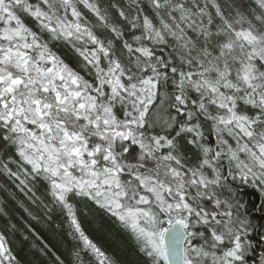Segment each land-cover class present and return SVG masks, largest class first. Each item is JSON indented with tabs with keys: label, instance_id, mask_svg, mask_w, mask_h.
I'll list each match as a JSON object with an SVG mask.
<instances>
[{
	"label": "snow or ice",
	"instance_id": "1",
	"mask_svg": "<svg viewBox=\"0 0 264 264\" xmlns=\"http://www.w3.org/2000/svg\"><path fill=\"white\" fill-rule=\"evenodd\" d=\"M82 2L106 20L94 4ZM153 3L165 10L163 16L157 11L160 27L147 16L142 25L133 22L132 27H142L153 43H166V36L182 41L186 63L195 70L172 67L151 48L128 42L123 47L131 67L125 65L114 58L112 42L106 45L93 33L73 0H43L47 10L28 0H0V139L14 145L31 166V172L23 169L26 177L49 182L54 203L67 210L79 239L99 264L111 262L81 230L70 194L87 198L129 230L145 264H248L254 249L248 238L247 202L227 183L220 161L227 157L228 175L244 183L251 177L264 195V0H259L258 15L224 16L216 6L220 24L198 4ZM24 13L52 38L72 43L84 66L95 69L98 83H89L53 54L25 24ZM119 15L125 17L123 11ZM186 29L197 33L196 41ZM111 31L122 35L117 27ZM134 39L141 41L140 36ZM101 55L108 61L107 70L100 67ZM169 82L175 92L170 106L181 115L197 105L214 122L217 148L200 143V124L188 123L194 116L191 110L188 121L181 123L175 116L165 121L167 134L148 131L149 106L165 102L160 89ZM117 104L123 119L113 111ZM213 107L216 114L209 111ZM225 132L235 146L223 138ZM185 133H194L187 143L203 157L197 156L192 167L178 151V138ZM130 156L137 162H127ZM221 189H227L228 198H220ZM254 207L264 210V202ZM260 227L259 242L264 244V225ZM0 264H18L2 235Z\"/></svg>",
	"mask_w": 264,
	"mask_h": 264
},
{
	"label": "trees",
	"instance_id": "2",
	"mask_svg": "<svg viewBox=\"0 0 264 264\" xmlns=\"http://www.w3.org/2000/svg\"><path fill=\"white\" fill-rule=\"evenodd\" d=\"M28 2L47 10V5L43 4V0H28ZM88 2L100 10V13L106 18L105 21L100 20L95 12L84 5L82 0H73L77 10L82 13L83 20L87 22L93 33L106 45L108 41H111L114 58L120 59L125 65H128L129 54L123 45L128 42L133 47L147 46L151 48L154 50L155 56L169 62L172 67L182 65L184 71L195 70L186 63L189 57L181 47L182 41L172 36H166V43H153L143 36L142 27H132L133 22L142 25L145 16L157 28L160 27V16L157 15V11L163 16L165 10H157L153 0H88ZM173 2H182L187 7L198 4L199 7L204 8L206 15H212L216 24L221 22L220 16L216 15V6H219L224 16H235L237 12H241L245 16H248V13L258 15L261 10L259 0H173ZM160 3H164V0H160ZM120 11L125 13L126 18L119 15ZM193 11H199V9L194 8ZM173 14L176 15V13ZM69 18H71L70 11ZM22 19L28 27L41 36L43 41L47 42L48 48L60 60L78 72L89 83H98L95 80V69L92 66H84L83 58L75 51L72 43L65 39L52 38L50 33L41 30L39 21L27 13L22 14ZM112 27H117L122 35L117 36L116 33H113ZM186 35L193 41L198 38L197 33L190 29H186ZM137 36L141 37V41L137 42L134 39ZM192 55L196 56V53L193 52ZM101 61L100 67L107 70V59L101 55ZM128 66L131 67V65ZM176 79L178 80V76ZM104 91L110 92V87L105 86ZM166 91L170 97L173 96L175 94L174 85L169 82L160 89L161 93ZM189 96L191 99L197 98L194 91H190ZM171 103V100L167 101L169 110L175 113L177 121L181 123L188 121L187 110L193 111V119L188 123L193 125L199 123L200 131L203 133L200 143L214 148L218 138L213 127L214 122L207 119L205 114L200 113L197 105H189L184 114L177 115L175 109L170 106ZM113 111L118 118H124L121 105L117 104ZM209 111L216 114L215 109L210 108ZM249 114L253 115L254 112ZM146 120L149 124V119L146 118ZM174 127L178 129L179 125H174ZM148 131L152 135L163 134L156 127H149ZM172 135L175 133L172 132ZM193 136L194 133H185L178 138V151L189 167L198 163L197 156L203 158L198 148L187 143ZM164 152L166 154V148ZM136 153L137 151L134 154ZM128 161L134 162L135 160L131 158ZM154 166V163L149 164V167ZM24 168L31 172V166L21 160L15 146L5 144L0 139V235L4 237L6 246L18 264H99V258L95 253L86 248L79 239V233L75 232L67 210L54 203L50 194L49 182L39 176L36 178L26 177ZM220 170L225 176L226 169L220 166ZM209 171L206 169V172ZM12 172L17 173V176H12L10 174ZM22 180L25 181L24 184H21ZM231 184L232 188L239 189L238 194L241 201L247 202L251 227L260 228L264 223V210L254 207L262 202L260 191L257 192L250 186L239 185L243 188L241 190L238 186L234 187L232 182ZM220 198H228L226 189L220 190ZM68 202L73 205V211L81 230L105 253L111 264H145L146 258L139 252L131 232L125 229L115 217H111L110 214L99 209L85 197L71 196L70 194ZM259 231L262 230L259 229L258 234Z\"/></svg>",
	"mask_w": 264,
	"mask_h": 264
},
{
	"label": "rangeland",
	"instance_id": "3",
	"mask_svg": "<svg viewBox=\"0 0 264 264\" xmlns=\"http://www.w3.org/2000/svg\"><path fill=\"white\" fill-rule=\"evenodd\" d=\"M174 13H176V15H178L179 13L178 12H174ZM146 35H147V33L146 32H144L143 33V36L144 37H146ZM163 93H166V96L164 97V99H165V102L163 103V104H159V101H156L155 103L158 105V107H152V106H149V113L147 114V116H146V118L147 119H149V125H151V127L150 128H158L163 134H161V135H164V134H167V132L166 131H164L163 129L165 128V121H168L169 120V118L170 117H173V116H175L176 117V115H175V113H172L170 110H169V107H168V104H167V101H169L170 99H169V93H168V91H166V92H163ZM162 93V94H163ZM212 110H214V108H212ZM195 112V111H194ZM135 127V126H134ZM170 131V130H169ZM155 132V131H154ZM223 138L224 139H228L229 140V143H231V144H233V146H235V144H234V141L231 139V138H229L228 137V135H227V133L225 132V133H223ZM216 145H218V138L216 139V143H215V145H214V148L216 147ZM137 149H138V146H137ZM139 150V149H138ZM138 150H137V153L136 154H134V156L135 157H138L139 156V152H138ZM161 151V150H160ZM161 154H165V152H164V149L161 151ZM131 158H133L132 156H130L129 157V159H131ZM134 159V158H133ZM135 161L134 162H130V161H127V162H130V163H136L137 162V160L136 159H134ZM224 161H227L228 162V164H229V161H228V159H227V157H223L222 159H221V161H220V166H223L224 165ZM229 167H230V165H229ZM210 172V171H209ZM226 174V173H225ZM125 176H127V174H125ZM225 176H227V175H225ZM229 177H230V179L231 180H234V182H238L239 184H240V186L242 185V186H250V187H254V188H256V189H258L259 191H260V193L262 192V190L259 188V187H257V186H255L254 185V182L252 181V178L251 177H249L248 178V182L247 183H244V182H242L241 181V178L239 177V176H235V177H233V176H231V175H229ZM228 191H227V189H226V193H227ZM264 196V195H263ZM252 233V231H250L249 233H248V238H249V235ZM259 236H261V235H259ZM250 239V238H249ZM252 241H254V240H252ZM259 251L261 252V255L259 256V254H258V259H252V260H249L248 259V263L250 262H252V264H260V261L262 260V259H264V248L263 249H259Z\"/></svg>",
	"mask_w": 264,
	"mask_h": 264
},
{
	"label": "flooded vegetation",
	"instance_id": "4",
	"mask_svg": "<svg viewBox=\"0 0 264 264\" xmlns=\"http://www.w3.org/2000/svg\"><path fill=\"white\" fill-rule=\"evenodd\" d=\"M226 161H224L223 163H224V165L223 166H221L222 168H225L226 169V175H227V173H228V169L230 168V167H228L227 165H226V163H225ZM230 170V169H229ZM231 182L233 183V185H234V187L236 186H238L239 187V183L238 182H234V180H231L230 179V177H227V183L231 186L232 184H231ZM246 187V186H245ZM241 190L243 189V188H241V187H239ZM251 188H254V187H251ZM254 190H256L257 192H259L258 191V189H256V188H254ZM260 193V192H259ZM260 195V198H261V201L263 202L264 201V196L260 193L259 194ZM262 225H264V223H262ZM261 230V227L260 228H256V227H254V228H252L251 227V231H252V233L249 235V238H250V240L252 241V240H254L253 241V244H252V248L254 249V251H250V253H249V256H248V259L249 260H254V259H258V254H259V256L261 255V252L259 251V249H263L264 248V244H261L259 241H260V236L259 235H261V231H259V234H258V230ZM248 264H252V262L250 263H248Z\"/></svg>",
	"mask_w": 264,
	"mask_h": 264
},
{
	"label": "water",
	"instance_id": "5",
	"mask_svg": "<svg viewBox=\"0 0 264 264\" xmlns=\"http://www.w3.org/2000/svg\"><path fill=\"white\" fill-rule=\"evenodd\" d=\"M215 148H217V145H216ZM225 163H226V165L229 167L228 162H225ZM228 173H229V169H228ZM228 173H227V177H229Z\"/></svg>",
	"mask_w": 264,
	"mask_h": 264
}]
</instances>
